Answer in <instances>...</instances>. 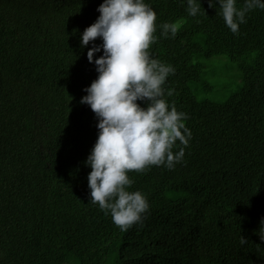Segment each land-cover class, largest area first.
Wrapping results in <instances>:
<instances>
[{"label":"trees","instance_id":"16d2710c","mask_svg":"<svg viewBox=\"0 0 264 264\" xmlns=\"http://www.w3.org/2000/svg\"><path fill=\"white\" fill-rule=\"evenodd\" d=\"M146 2L160 36L149 51L176 67L167 99L193 136L174 169L130 170L150 209L122 231L89 200L84 164L99 129L80 100L98 72L80 37L102 0H0V264H264V10L237 35L208 0L195 17L186 0ZM163 21L180 25L175 37ZM219 55L241 85L199 100L211 86L195 60Z\"/></svg>","mask_w":264,"mask_h":264},{"label":"clouds","instance_id":"9594fccd","mask_svg":"<svg viewBox=\"0 0 264 264\" xmlns=\"http://www.w3.org/2000/svg\"><path fill=\"white\" fill-rule=\"evenodd\" d=\"M186 3L189 15L201 12V0ZM208 4L214 8L219 5V14L237 35L249 12L264 10V0H243L239 7L238 0H208ZM97 11L100 15L80 37L81 46L91 42L87 57L98 72L80 100L95 112L99 129L84 164L91 168L89 200L127 231L142 223L150 209L148 196L140 189H131L135 181L130 170L142 172L152 165L174 169L184 161L193 132L185 123L189 114L167 99L174 89L165 85L176 67L149 51L160 38L155 35L156 10L146 0H102ZM203 11L207 13L204 7ZM159 27L160 35L168 38L176 36L180 25L163 21ZM261 225L259 235L264 239V218ZM240 242L247 243L246 237L241 235Z\"/></svg>","mask_w":264,"mask_h":264},{"label":"rangeland","instance_id":"374dc122","mask_svg":"<svg viewBox=\"0 0 264 264\" xmlns=\"http://www.w3.org/2000/svg\"><path fill=\"white\" fill-rule=\"evenodd\" d=\"M250 62V59H247ZM201 64V81L209 84L211 90L200 94L197 99L209 101H224L230 94L236 92L241 85V73L235 62L225 56H214L210 59L197 58Z\"/></svg>","mask_w":264,"mask_h":264},{"label":"bare ground","instance_id":"6f19581e","mask_svg":"<svg viewBox=\"0 0 264 264\" xmlns=\"http://www.w3.org/2000/svg\"><path fill=\"white\" fill-rule=\"evenodd\" d=\"M164 256V255H163Z\"/></svg>","mask_w":264,"mask_h":264}]
</instances>
